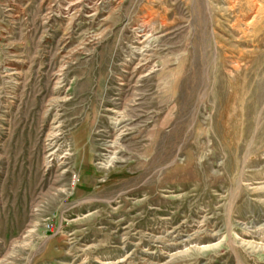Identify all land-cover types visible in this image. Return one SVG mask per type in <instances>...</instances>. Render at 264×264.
I'll use <instances>...</instances> for the list:
<instances>
[{"label":"rangeland","instance_id":"obj_1","mask_svg":"<svg viewBox=\"0 0 264 264\" xmlns=\"http://www.w3.org/2000/svg\"><path fill=\"white\" fill-rule=\"evenodd\" d=\"M0 264H264V0H0Z\"/></svg>","mask_w":264,"mask_h":264},{"label":"bare ground","instance_id":"obj_2","mask_svg":"<svg viewBox=\"0 0 264 264\" xmlns=\"http://www.w3.org/2000/svg\"><path fill=\"white\" fill-rule=\"evenodd\" d=\"M69 9V8H68ZM68 11V10H67ZM147 36V30L144 28L143 30H141V32H140V38H144V37H146Z\"/></svg>","mask_w":264,"mask_h":264}]
</instances>
